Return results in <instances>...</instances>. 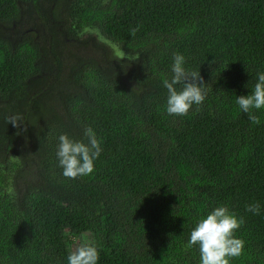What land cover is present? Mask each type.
Masks as SVG:
<instances>
[{
    "label": "trees",
    "instance_id": "16d2710c",
    "mask_svg": "<svg viewBox=\"0 0 264 264\" xmlns=\"http://www.w3.org/2000/svg\"><path fill=\"white\" fill-rule=\"evenodd\" d=\"M175 53L206 93L184 117ZM257 71L264 0H0V264H66L85 234L99 264H199L190 232L220 205L244 218L231 264H264V109L235 104ZM88 126L95 171L66 178L57 137Z\"/></svg>",
    "mask_w": 264,
    "mask_h": 264
},
{
    "label": "clouds",
    "instance_id": "9594fccd",
    "mask_svg": "<svg viewBox=\"0 0 264 264\" xmlns=\"http://www.w3.org/2000/svg\"><path fill=\"white\" fill-rule=\"evenodd\" d=\"M185 65V56L175 53L172 57L171 78L163 80L168 93L165 107L168 116H187L193 105L199 106L206 99L200 72L190 71ZM255 79L250 94L235 97V104L241 112L249 114L253 124H259L260 120L252 114V110L264 109V71H257ZM177 85H181L179 90ZM8 121L15 126L22 122V117L14 115ZM57 141L56 159L64 177L74 180L95 171V162L102 153V141L92 127L84 128L83 139L61 133ZM245 211L260 215L262 206L258 202L250 203L246 205ZM243 223L244 218L226 205L217 206L201 216L188 239L189 246L198 248L199 264H231L232 258L239 257L245 242L235 233ZM99 261L100 251L92 243L82 244L70 251L66 258V264H99Z\"/></svg>",
    "mask_w": 264,
    "mask_h": 264
},
{
    "label": "rangeland",
    "instance_id": "374dc122",
    "mask_svg": "<svg viewBox=\"0 0 264 264\" xmlns=\"http://www.w3.org/2000/svg\"><path fill=\"white\" fill-rule=\"evenodd\" d=\"M88 238V239H87ZM74 240V243L72 245V249L75 250L76 248H78L82 242L84 241H88L89 239V234H85V236H78L77 238H72V241Z\"/></svg>",
    "mask_w": 264,
    "mask_h": 264
}]
</instances>
